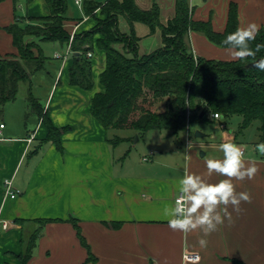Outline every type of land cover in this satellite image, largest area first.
<instances>
[{"label": "crops", "instance_id": "crops-1", "mask_svg": "<svg viewBox=\"0 0 264 264\" xmlns=\"http://www.w3.org/2000/svg\"><path fill=\"white\" fill-rule=\"evenodd\" d=\"M70 1L67 0L66 26L72 33L90 29L95 18L86 15L84 5L85 15L80 17L70 8ZM137 2L143 8L158 3L164 23L175 15V0ZM232 2L238 4L239 27L251 22L264 27V0H189L194 8L193 17L210 20L217 31L226 29ZM74 3L78 5L75 0ZM50 13L47 0L0 1V55L18 52L8 25ZM125 20L120 28L129 32L130 24ZM135 30L141 37L140 54L148 53L143 51L144 47L152 51L163 44L159 29L151 33L146 24L137 22ZM152 36L155 39L151 41ZM32 39L28 37L26 41ZM187 41L196 56L232 60L227 47L213 43L201 32L190 31ZM43 42L46 43L40 41L41 46ZM52 43L56 51L52 57L44 52L48 57L45 68L32 74L27 85L26 108L20 113L18 128L9 127L2 120L5 127L0 139V218L10 221V227L0 233V264L18 263L17 255L38 228V220L44 218L56 220L43 226L26 264H93L71 217L78 220L98 264H237L235 259L245 264H264V155L257 150L259 140L254 152L248 154L245 150L244 153L246 164L256 163L257 174L251 180L234 181L237 192L251 194V203L242 202L241 213L232 212L233 223L225 220L217 231L206 237L207 248L201 249L198 240L202 232L184 234L171 230L163 209L174 203L186 163L189 172L202 175L210 182L224 178L215 173L207 177L205 159L222 158L219 145L223 142L238 145L236 133H225L220 141L214 138L196 141L189 137L182 144L161 136L145 145L142 155L124 147L117 153V147L132 138L122 136L113 143L111 129L91 111L94 95L105 90L101 82V73L106 67L105 50L98 46L92 50L94 86L88 90L71 83L74 55L68 52V44ZM56 53L60 56H55ZM38 74L40 82H48L43 98L34 89ZM30 94L54 125L67 127L61 135L62 150L47 139V128L31 107ZM190 129L191 126L188 133ZM188 141L192 144L191 150L187 149ZM186 153L191 156L187 162ZM145 156L150 159L145 160ZM7 178L20 190L18 195H5ZM112 221H120L121 225L109 226L107 223ZM186 253H198L201 258L189 261Z\"/></svg>", "mask_w": 264, "mask_h": 264}, {"label": "trees", "instance_id": "trees-1", "mask_svg": "<svg viewBox=\"0 0 264 264\" xmlns=\"http://www.w3.org/2000/svg\"><path fill=\"white\" fill-rule=\"evenodd\" d=\"M2 1V0H0ZM31 1V0H30ZM51 13L46 16L29 17L35 23L23 25L21 20L7 26L13 35L17 53L0 55V122L6 105L16 100L20 83L31 81L35 72L45 68L48 57L40 43L26 41L27 35H35L41 41L70 42L72 31L66 26L67 0H47ZM101 7L106 18L95 17ZM86 15L96 19L90 29L74 33L71 49L81 53L74 55L70 67V80L74 85L92 89V60L87 56L95 46L106 52V67L101 73L105 90L94 95L91 104L93 115L107 128L134 129L139 137L153 129L169 128L178 135L187 130L193 120L207 119L208 112L219 113L222 119L234 114L242 116L240 130L259 121V144L264 143V72L254 68L252 59L247 61L209 58L194 55L187 36L190 31L205 34L213 43L225 46L226 36L239 28L238 4L232 2L226 29L217 31L210 20H196L189 0H175V15L167 23L161 20V6L153 3L141 7L137 0H107L99 3L85 0ZM130 24V31L120 28V17ZM146 24L153 33L160 30L163 44L151 52L140 54L141 37L135 23ZM95 36H99L95 42ZM118 44H123L119 47ZM264 44V27L250 46ZM264 58V48L256 60ZM31 107L42 117L47 128V139L63 149L61 135L67 127H57L30 94ZM204 112V117L201 113ZM222 123H226L222 120ZM113 143L117 139H110ZM54 218L39 219L21 253L19 264H26L33 255L43 226ZM82 243L88 248V260L98 264L97 257L84 237L78 220L71 217ZM119 227L120 221L107 223ZM237 264H245L235 259Z\"/></svg>", "mask_w": 264, "mask_h": 264}, {"label": "clouds", "instance_id": "clouds-1", "mask_svg": "<svg viewBox=\"0 0 264 264\" xmlns=\"http://www.w3.org/2000/svg\"><path fill=\"white\" fill-rule=\"evenodd\" d=\"M259 31L260 25L251 22L228 34L222 43L227 46L232 60L247 61L251 58L253 67L264 72V58L256 60V55L264 48V44H257L255 49L250 46ZM191 147L189 142L187 149L191 150ZM219 149L223 154L222 158L205 159L206 175L210 178L215 173L224 178L210 182L202 175L189 172L186 163L183 177L177 184L178 195L172 205L163 209L171 230L184 234L196 230L202 232L203 235L198 240L201 249L207 248L206 237L217 231L225 220L229 224L233 223L232 212L239 215L242 202L251 203V194L246 191L237 192L234 181L251 180L259 170L254 161L246 164L242 146L234 142H223ZM257 150L264 154V143L258 144ZM190 160L191 156L186 153L185 161ZM229 206L232 211H229Z\"/></svg>", "mask_w": 264, "mask_h": 264}, {"label": "rangeland", "instance_id": "rangeland-1", "mask_svg": "<svg viewBox=\"0 0 264 264\" xmlns=\"http://www.w3.org/2000/svg\"><path fill=\"white\" fill-rule=\"evenodd\" d=\"M147 1L148 0H140L141 3H144ZM70 3H71L69 4L70 8L73 9L74 12L79 14L80 17L85 15L83 11V5L82 6L76 5L74 3V0H71ZM95 15H96L95 17L97 18H101V19L106 18V14L102 12L101 7L95 10ZM125 21H126L125 18L121 16L120 25L122 24V26H124ZM21 22L23 25H25V24L35 23L36 21L28 17L24 19L23 21L21 20ZM95 22H96V19H95ZM28 37L33 38L32 40H28V42L35 41V42L40 43L41 41L37 36L32 35V34L27 35L26 39ZM98 37L99 36H95V42L97 41ZM149 39L152 41V39H155V36H152ZM118 46L123 47V44H118ZM42 48L44 52L50 57H52V54L56 51V45L48 41H46V43L45 42L42 43ZM142 49L145 52L151 51L150 49L149 51H147L148 49L146 50L145 47ZM44 72L45 70L42 71L41 73H44ZM40 77H41L40 74H38L35 77L34 89L43 98V94L47 88L48 82L47 80L40 82L39 81ZM28 83L30 85L29 81H22L20 83L19 93H18L16 100L6 105L5 111L2 115V120H5L9 127L18 128L20 124V113L22 112V110H25L26 108L25 101L28 96V86H27ZM222 120L226 122L225 126L222 125ZM241 122H242V116L240 114H234L229 118L222 119L221 117L215 118L211 112H208L207 119H204V120L197 119L191 122L190 124L191 133H188L187 130H183L179 132L178 135H176L175 133H173V130L166 128L161 131L159 129H153V130L148 131L145 135H143V137H139L137 135V132L134 129L119 128V129H111V134L114 137V139H117V140L122 139V136H126V135L132 138V139H128L122 142L120 146L117 147V150H116L117 153L119 149H122V147H124L125 150L131 149L132 153H137V154L142 155L146 151L145 145H148L149 143L153 142L154 140H156L157 138L161 136H167L169 138H174L176 142H180V144H182V142H186V140L189 139V137L193 138L196 141H209L212 138L220 141L224 139L225 133L227 134L236 133L237 139H238L237 141H239L238 145L244 147L245 150L248 152V154H250V152L252 153L255 151V143L259 140V129H258L259 121H255L250 126L243 129V131L240 130ZM197 130L201 131L205 135L202 137H197L195 135ZM137 138H140V139L137 140ZM40 226H41V223L38 222V228ZM27 242L28 241H26V244ZM21 253L23 254L25 253L24 249L22 252H20L17 255V258H18L17 264L20 263L21 257L19 255Z\"/></svg>", "mask_w": 264, "mask_h": 264}, {"label": "built area", "instance_id": "built-area-1", "mask_svg": "<svg viewBox=\"0 0 264 264\" xmlns=\"http://www.w3.org/2000/svg\"><path fill=\"white\" fill-rule=\"evenodd\" d=\"M76 3L79 5V6H82L84 5V1L85 0H75ZM73 36H74V33L72 34V37H71V40H70V43L68 44V52H72V49H71V42H72V39H73ZM94 55L93 51H88L87 53V56L89 58H92ZM55 56H60V54L56 53ZM67 55H65L64 57H66ZM214 117L215 118H220L221 115L219 113H215L214 114ZM223 126H225V123L222 124ZM5 127V123L3 122H0V139L3 138L2 135H3V129ZM189 143V141H188ZM243 150H244V153H245V148L242 147ZM145 160H149L150 157L149 156H145L144 157ZM4 187H5V195L6 196H16L20 193V190L19 189H16L14 188L13 186V180L12 179H9L7 178L5 181H4ZM10 227V221L6 220V219H1L0 218V233L2 232V230H6ZM197 257H199L197 259ZM185 258L186 260H189V261H198L200 260V254L198 253H186L185 254Z\"/></svg>", "mask_w": 264, "mask_h": 264}, {"label": "water", "instance_id": "water-1", "mask_svg": "<svg viewBox=\"0 0 264 264\" xmlns=\"http://www.w3.org/2000/svg\"><path fill=\"white\" fill-rule=\"evenodd\" d=\"M74 55L80 57V56H81V53L78 52V51H75V52H74ZM204 115H205V113L202 112V113H201V117H204ZM195 135H196L197 137H202V136H204L205 134L202 133L201 131L197 130L196 133H195Z\"/></svg>", "mask_w": 264, "mask_h": 264}]
</instances>
